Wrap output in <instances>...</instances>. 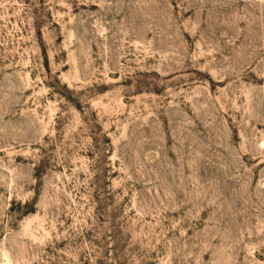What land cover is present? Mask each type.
<instances>
[{
    "label": "rangeland",
    "instance_id": "rangeland-1",
    "mask_svg": "<svg viewBox=\"0 0 264 264\" xmlns=\"http://www.w3.org/2000/svg\"><path fill=\"white\" fill-rule=\"evenodd\" d=\"M0 264H264V0H0Z\"/></svg>",
    "mask_w": 264,
    "mask_h": 264
}]
</instances>
